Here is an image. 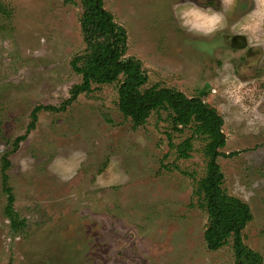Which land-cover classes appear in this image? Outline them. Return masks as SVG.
Masks as SVG:
<instances>
[{
    "label": "rangeland",
    "instance_id": "rangeland-1",
    "mask_svg": "<svg viewBox=\"0 0 264 264\" xmlns=\"http://www.w3.org/2000/svg\"><path fill=\"white\" fill-rule=\"evenodd\" d=\"M259 1L236 24L249 45L264 42ZM175 2L107 0L105 8L126 29L124 59L148 75L144 88L201 97L222 116L223 188L251 209L243 242L264 264L263 64L238 68L218 37L249 8L221 0L213 8L224 24L204 36L178 26ZM83 12L82 0H0V264H235L232 239L217 251L204 239L208 215L196 192L208 140L196 137L190 157H179L169 135L179 144L193 127L173 128L167 110L134 129L119 110V83L94 84L67 103L82 81L72 61L87 48ZM38 106L64 108L39 111L31 128ZM5 176L23 231L5 216Z\"/></svg>",
    "mask_w": 264,
    "mask_h": 264
},
{
    "label": "trees",
    "instance_id": "trees-1",
    "mask_svg": "<svg viewBox=\"0 0 264 264\" xmlns=\"http://www.w3.org/2000/svg\"><path fill=\"white\" fill-rule=\"evenodd\" d=\"M107 0H82L84 12L81 27L86 43L84 53L77 55L72 66L81 75L82 81L71 90L68 104L76 101L81 94L94 91V84L105 85L119 83V110L133 122L134 129L147 123L154 111L167 110L173 128L193 127V136L179 144L172 142L178 156L189 158L196 137L208 140L205 155L208 159L207 172L200 180L196 194L208 215V226L204 233L206 245L210 251H217L233 241L235 264H263L258 252L252 251L243 242V231L252 221L249 206L241 199L232 197L224 190V174L218 164L225 144L222 132L224 124L217 110L207 105L201 97H187L184 93L158 86L144 88L149 81L148 75L139 63L124 59L127 50V32L123 26L114 21V16L105 8ZM64 107L38 106L32 113L31 128L38 120L41 110L60 111ZM25 136L16 140V146ZM233 154V153H232ZM226 156V155H225ZM4 170L10 167V161L3 158ZM8 204L5 216L9 218L14 231H23L26 221L21 220L14 210L12 189L7 186L4 177Z\"/></svg>",
    "mask_w": 264,
    "mask_h": 264
},
{
    "label": "flooded vegetation",
    "instance_id": "flooded-vegetation-1",
    "mask_svg": "<svg viewBox=\"0 0 264 264\" xmlns=\"http://www.w3.org/2000/svg\"><path fill=\"white\" fill-rule=\"evenodd\" d=\"M195 2L197 3L198 0H195ZM236 2H240V7H247L249 8V10L247 12L245 10L239 11L234 18L235 20L233 22H230L232 25L230 29L218 33V37L221 34L223 35L222 40L220 41V45L233 49V55L235 57L237 56L238 58V68H240L241 64L251 66L254 63L261 62L263 66H261L262 71L260 73L263 76L264 80V42L261 41L258 44L249 45L246 39V35L244 33H241L236 27V24H240L242 21L248 18L249 14H254L257 11L258 4L261 2L259 0H236ZM220 4L221 0H208V4L206 6L214 7ZM263 27L264 25L260 30L263 31Z\"/></svg>",
    "mask_w": 264,
    "mask_h": 264
},
{
    "label": "clouds",
    "instance_id": "clouds-1",
    "mask_svg": "<svg viewBox=\"0 0 264 264\" xmlns=\"http://www.w3.org/2000/svg\"><path fill=\"white\" fill-rule=\"evenodd\" d=\"M172 11L178 26L193 35L213 34L222 28L225 20L220 10L211 6L202 7L195 0H176Z\"/></svg>",
    "mask_w": 264,
    "mask_h": 264
}]
</instances>
